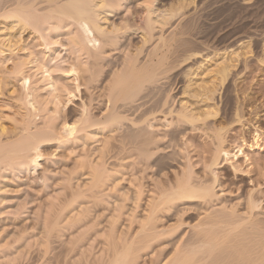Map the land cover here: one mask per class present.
<instances>
[{"label": "bare ground", "instance_id": "bare-ground-1", "mask_svg": "<svg viewBox=\"0 0 264 264\" xmlns=\"http://www.w3.org/2000/svg\"><path fill=\"white\" fill-rule=\"evenodd\" d=\"M253 62L264 66V0H0V211L44 151L75 159L43 237L24 251L0 232V264H60L70 230L78 264H264L259 205L217 192L220 169L249 161L225 133ZM65 68L79 88L67 113L52 75ZM195 134L208 141L200 174ZM78 173L88 182L73 188Z\"/></svg>", "mask_w": 264, "mask_h": 264}, {"label": "rangeland", "instance_id": "rangeland-1", "mask_svg": "<svg viewBox=\"0 0 264 264\" xmlns=\"http://www.w3.org/2000/svg\"><path fill=\"white\" fill-rule=\"evenodd\" d=\"M27 43H29L28 49L40 61L47 58L48 55L42 51L37 40L29 38ZM62 43H66L64 38H62ZM58 52L64 55L61 50H58ZM258 65L256 62L252 63L247 73L244 74L243 82L239 88L241 92L239 96L244 98L245 101L241 102L244 103L241 104L242 108L240 106L239 115H241V120L233 127L230 126L229 131L225 133L227 148L232 153L238 154L237 147L241 146L244 155L249 158V161L246 162L243 156H238L237 160H232V165L227 164L220 169L218 171L217 192L218 194L222 193L224 195L223 198H229L230 200L239 196H250L249 198L254 202L256 201L259 205V212L264 214V66ZM52 75L54 83L59 89V99L63 106L62 112L65 109L64 112L67 113L73 107L72 105L76 103L78 95L79 88L76 75L69 68L53 71ZM255 133L260 135L257 144L253 140ZM97 146L98 144H90L88 148L95 152ZM207 146L208 141L197 134L189 136L186 141L187 153L195 171L199 172V174L200 172L203 173L204 163L209 157L205 152ZM47 153H50V150L43 152L44 156L38 160V166L33 172L22 173L17 179L12 180L7 185L9 192L0 211L2 217L0 219V232L9 240L24 237L19 244V250L27 251L28 247L26 244L28 242L33 243L35 239L43 237L45 230L42 220L46 212L45 209L51 203L50 200L52 198H62L60 186L64 184V174L70 178V172L73 169L74 158L67 157L65 153L59 150L51 160L47 161ZM66 159L69 160L67 161ZM43 172H45L46 180H42ZM73 178V181L75 180L71 182L73 188H76L75 186L77 185L84 187L86 182H88L85 176L80 173L76 176L73 175ZM122 186V190L126 192L128 184L123 183ZM126 207H128L126 210L130 211L131 206L128 205ZM39 209L40 213L37 212ZM126 210L123 216L125 222L120 229L126 224L129 214L126 213ZM75 211L76 208L72 213H68L65 219L68 220ZM41 212H44V214ZM70 232L69 234L68 232L64 233L62 240L65 243L63 242V244L58 246L57 252L61 255L60 264H78L79 251L73 249V252L69 248L70 246L66 245L70 239Z\"/></svg>", "mask_w": 264, "mask_h": 264}]
</instances>
